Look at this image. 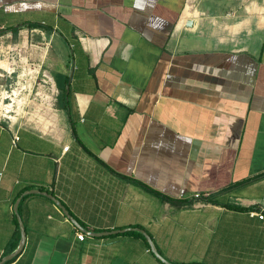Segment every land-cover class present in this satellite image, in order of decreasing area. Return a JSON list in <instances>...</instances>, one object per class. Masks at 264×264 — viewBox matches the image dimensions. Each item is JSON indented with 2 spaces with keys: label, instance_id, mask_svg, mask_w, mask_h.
I'll use <instances>...</instances> for the list:
<instances>
[{
  "label": "crops",
  "instance_id": "crops-1",
  "mask_svg": "<svg viewBox=\"0 0 264 264\" xmlns=\"http://www.w3.org/2000/svg\"><path fill=\"white\" fill-rule=\"evenodd\" d=\"M0 82V264H264V0H0Z\"/></svg>",
  "mask_w": 264,
  "mask_h": 264
},
{
  "label": "rangeland",
  "instance_id": "rangeland-1",
  "mask_svg": "<svg viewBox=\"0 0 264 264\" xmlns=\"http://www.w3.org/2000/svg\"><path fill=\"white\" fill-rule=\"evenodd\" d=\"M15 38V37H14ZM14 53V54H13ZM11 54L14 57L15 61L19 60V57L17 56V52H14L11 50ZM32 61H30V64ZM15 66V72L12 73V75L9 77V79L5 82L4 81V88L6 91H8V94H10V97H4L6 105L12 104L17 106L18 103L21 105L25 104L26 108H8L11 115L14 116H22V118L27 116H31L34 113H37L39 108H33L32 101L37 98L36 90H37V83L29 80L30 74H32V70L29 67H26L25 70H23L22 66ZM25 72L27 79H22L21 81L18 80L17 74ZM1 83V82H0ZM33 84V85H32ZM34 91H32L31 89ZM2 87H0L1 91ZM1 101V97H0ZM25 102V103H24ZM6 111L7 108H0V110Z\"/></svg>",
  "mask_w": 264,
  "mask_h": 264
},
{
  "label": "water",
  "instance_id": "water-1",
  "mask_svg": "<svg viewBox=\"0 0 264 264\" xmlns=\"http://www.w3.org/2000/svg\"><path fill=\"white\" fill-rule=\"evenodd\" d=\"M32 191H35V192H39V193H43L44 195L48 196L49 198H51L52 200H54L65 212V214L76 224V225H79V223L77 222V220L72 216L70 215V213L68 212V210L65 208V206L62 204V202L53 194L49 193V192H42L40 190H32ZM31 191V192H32ZM18 201H17V204H16V209L18 207ZM19 223H20V229H21V240H20V244L18 246V248L13 252L11 253L9 256L6 257V260L8 259H11L13 258L14 256H16L23 248L24 244H25V240H26V230H25V226L22 222V220L19 218ZM132 229V228H130ZM133 229H136L140 232H142L145 237L148 239V242L151 246V249H152V252L155 254V256L160 259L162 262H164L165 264H173L171 263L169 260H167L165 257H163L160 252L157 250V248L155 247L154 243H153V240L151 238V236L143 229H140V228H133ZM126 229L124 230H116V231H112V232H100V233H94L95 235H99V236H102V235H106V234H109V233H115V232H119V231H125Z\"/></svg>",
  "mask_w": 264,
  "mask_h": 264
},
{
  "label": "built area",
  "instance_id": "built-area-1",
  "mask_svg": "<svg viewBox=\"0 0 264 264\" xmlns=\"http://www.w3.org/2000/svg\"><path fill=\"white\" fill-rule=\"evenodd\" d=\"M19 139V137L18 136H16L15 137V140H14V143H16V141ZM68 147H66V149H67ZM194 198H196V199H200L201 198V194H199V193H196L195 195H194ZM249 214L251 215V216H258L260 219H264V205L263 206H261V208L260 209H251L250 211H249ZM77 237L80 239V240H83V239H85V233L84 232H77Z\"/></svg>",
  "mask_w": 264,
  "mask_h": 264
},
{
  "label": "trees",
  "instance_id": "trees-1",
  "mask_svg": "<svg viewBox=\"0 0 264 264\" xmlns=\"http://www.w3.org/2000/svg\"><path fill=\"white\" fill-rule=\"evenodd\" d=\"M28 25L31 26V27H34V26H37L38 24H35V23H28ZM9 29L12 31L14 37L16 38L17 35H18V32H19V26H12V27H10ZM147 188L150 189L149 187H147ZM150 190H151V189H150ZM152 191H153V190H152ZM154 192H155V191H154ZM155 193L159 194L158 192H155ZM160 195H161V194H160ZM164 197H165V196H164ZM165 198H167V197H165ZM167 199H170L171 201H174V202L182 203V201H180V200H173V199H171V198H167ZM139 234H141V233H139ZM141 235H142V234H141Z\"/></svg>",
  "mask_w": 264,
  "mask_h": 264
}]
</instances>
